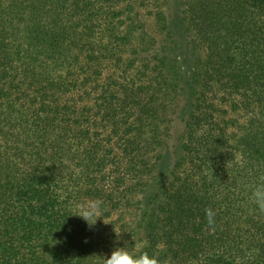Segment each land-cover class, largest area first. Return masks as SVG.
I'll use <instances>...</instances> for the list:
<instances>
[{
	"label": "trees",
	"instance_id": "trees-1",
	"mask_svg": "<svg viewBox=\"0 0 264 264\" xmlns=\"http://www.w3.org/2000/svg\"><path fill=\"white\" fill-rule=\"evenodd\" d=\"M261 177L264 0H0V264H264Z\"/></svg>",
	"mask_w": 264,
	"mask_h": 264
},
{
	"label": "clouds",
	"instance_id": "clouds-1",
	"mask_svg": "<svg viewBox=\"0 0 264 264\" xmlns=\"http://www.w3.org/2000/svg\"><path fill=\"white\" fill-rule=\"evenodd\" d=\"M251 200L260 213H264V177L252 186ZM103 200L100 198H90L76 203L75 213L73 215L80 217L91 228L97 220L103 215ZM205 219L209 230L215 229V211L206 208ZM103 264H168L167 261H161L157 255L150 256L146 251L134 254L128 248H115L110 256L103 258Z\"/></svg>",
	"mask_w": 264,
	"mask_h": 264
}]
</instances>
